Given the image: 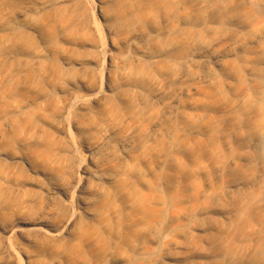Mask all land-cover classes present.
<instances>
[{
	"label": "rangeland",
	"instance_id": "obj_1",
	"mask_svg": "<svg viewBox=\"0 0 264 264\" xmlns=\"http://www.w3.org/2000/svg\"><path fill=\"white\" fill-rule=\"evenodd\" d=\"M0 264H264V0H0Z\"/></svg>",
	"mask_w": 264,
	"mask_h": 264
},
{
	"label": "bare ground",
	"instance_id": "obj_2",
	"mask_svg": "<svg viewBox=\"0 0 264 264\" xmlns=\"http://www.w3.org/2000/svg\"><path fill=\"white\" fill-rule=\"evenodd\" d=\"M214 62H219L221 60V57L220 56H215L213 58ZM76 99L75 98H72L71 99V103H73ZM70 136V135H69ZM129 146V142H125L124 145L122 146V152L120 154V159H125L126 157H128V153L126 151V147ZM95 169H98L97 166L94 167ZM89 168L85 167V166H82V165H79L75 168L74 170V183L71 184L68 189H67V193H71L72 191L76 190L77 187L79 186L78 182H77V179L79 178V176H81V174L85 173L87 174L89 172ZM91 175H93L98 181V183H102V182H107V181H110L114 178H109V177H98L96 175V171H91ZM116 177H120V175H116ZM71 222V220H68L65 224V227H67V225ZM44 224L42 223V221H34V222H31L29 223L27 226L29 227V229L31 231H35L37 233H40V234H44L46 237L50 238V239H57L59 237V232H54V233H48V232H45V230L43 229V226ZM15 231V229L13 228L11 233H13ZM5 247L6 249L11 253L13 254V251L11 249V245H10V242L9 240L7 239L5 241Z\"/></svg>",
	"mask_w": 264,
	"mask_h": 264
}]
</instances>
